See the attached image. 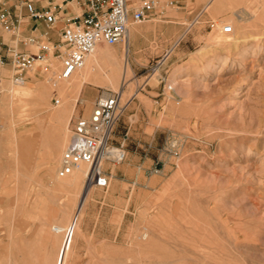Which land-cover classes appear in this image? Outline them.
Here are the masks:
<instances>
[{
  "label": "rangeland",
  "instance_id": "rangeland-1",
  "mask_svg": "<svg viewBox=\"0 0 264 264\" xmlns=\"http://www.w3.org/2000/svg\"><path fill=\"white\" fill-rule=\"evenodd\" d=\"M210 1L160 0L131 26L125 82L109 90L123 94L114 145L126 135L127 154L105 164V189L82 179L67 190L70 177L57 176L72 118L93 105L83 97L103 89L63 97L55 75L20 86L0 68V264H50V249L51 264H264V0ZM218 32L238 43L216 45ZM20 87L29 95L15 96ZM64 100L49 173L45 148L59 128L48 118ZM75 215L69 234L51 230Z\"/></svg>",
  "mask_w": 264,
  "mask_h": 264
},
{
  "label": "built area",
  "instance_id": "built-area-1",
  "mask_svg": "<svg viewBox=\"0 0 264 264\" xmlns=\"http://www.w3.org/2000/svg\"><path fill=\"white\" fill-rule=\"evenodd\" d=\"M158 5L157 0H0V31L9 37L0 42V68L8 69L9 81L16 85L39 72L54 80L55 65L56 78L67 79L99 45L124 43L129 27L148 19ZM222 33L231 35L232 26L225 25ZM120 99L119 91L102 90L87 115L80 112L72 118L57 170L59 178L84 165L87 187L109 186L105 164H120L127 154L126 135L121 144L114 145L123 111ZM55 104L59 99L55 98Z\"/></svg>",
  "mask_w": 264,
  "mask_h": 264
},
{
  "label": "bare ground",
  "instance_id": "bare-ground-1",
  "mask_svg": "<svg viewBox=\"0 0 264 264\" xmlns=\"http://www.w3.org/2000/svg\"><path fill=\"white\" fill-rule=\"evenodd\" d=\"M212 1H214V0H211L210 3H212ZM137 34H138V31L130 26L129 30H128L127 37L124 40V43H122V45L120 46V48H121L120 53H117L116 51L111 50L108 47H106V48H100L99 46L96 47V49L93 51V53L89 57H87V59L85 60L86 62L84 63V65L81 69L76 71L72 76H70L67 79H60V80H62L61 81L62 83L59 84V87L57 88L58 91L62 94L63 97L68 96V95L72 97V96H74V94L80 92L84 85H95L97 88H100L103 90H113L114 85L117 84L119 82V80H121V84H123L125 82L124 81L125 74H126V72H128V68H129L127 66V60H128L129 54H130V47H131L132 41L134 40V38L136 37ZM233 38L234 39L232 40L233 41L232 42L230 38L226 39V38H224V35H222L220 32H218V34L216 35V40L214 41V43L216 45H220V44L221 45L222 44H224V45L228 44L229 45L230 42L233 43L232 45L237 44L238 39L236 37H233ZM225 59L227 60V58H225ZM53 67H54L53 71H54L55 79H56V72L58 71V66L55 65ZM44 83H45V85L47 84V82H44ZM21 85L23 86L24 84H20V86ZM16 87H18V86H16ZM24 89L25 88H22V87L18 88V90H16L14 92L15 96H18L21 98L28 96L30 92L27 90H24ZM45 91H46V89H45ZM40 92L42 93V91H40ZM121 94H122V92H121ZM68 101L64 100L62 102V107L59 108L57 110V112L52 114V116H50V118H48V119H51V122L52 121L56 122V124L53 123L54 124L53 126H55V128H56V125L59 128V130L55 129L56 130L55 132L52 130L53 131L52 137L49 140L48 146L46 145L47 148H45L46 151L44 153V165L46 168L45 169L46 172L48 171L49 173L52 171L54 172L56 163L58 162V159H59L60 150H61V146L63 143V136H62V133L60 132V129H61L60 124L63 123V121H64V117L66 116V115L64 116V114L67 113V111H66L67 108L69 109L68 104H67ZM82 102H84V100H82ZM69 106H70V103H69ZM50 112L52 113V111H50ZM19 171H20V169H19ZM86 171H87L86 166H84V165L80 166V168L78 170H75L71 175L67 176V177H70V179L69 180L67 179V181L63 183L64 187L67 188V190L68 189L72 190L73 187H75L77 184H79L80 180H82V179L84 180ZM20 173L22 174V172H20ZM61 179H63V178H61ZM60 186H62V184ZM87 194H88V190L85 191V193L83 194L81 203L79 204V207H78V211L80 210L82 203H83L84 199L86 198ZM215 203H216V201H215ZM154 220H156V219H154ZM223 221H224L223 223L226 225L227 219L225 217L223 218ZM75 225H76V215L74 218H72V221L68 227L64 228L62 226H55L51 230L53 232H55V234L56 233L58 234L60 232L61 233L66 232V234H69ZM204 233H205V231H204ZM147 237H148L147 233H142V235H141L142 240L147 239ZM238 239H239L238 236H236L234 244H236V241ZM67 243H68V241H66V244L64 243L65 247L67 246ZM200 250H201V248H200ZM208 253H210V252H208ZM62 260H63V256H61V261Z\"/></svg>",
  "mask_w": 264,
  "mask_h": 264
},
{
  "label": "crops",
  "instance_id": "crops-1",
  "mask_svg": "<svg viewBox=\"0 0 264 264\" xmlns=\"http://www.w3.org/2000/svg\"><path fill=\"white\" fill-rule=\"evenodd\" d=\"M158 1V4H159V1L160 0H157ZM156 12V11H155ZM30 24V26L32 25L31 23H29ZM38 28L39 29H43V26L42 25H38ZM27 31V30H26ZM25 31V32H26ZM138 35V34H137ZM103 44L102 45H99V47L100 48H103ZM94 99H95V96L93 95V94H91V93H86V96H84L83 97V100H84V105H85V107L86 108H89L90 106H91V104H93V101H94ZM53 251L50 249V255H49V257H50V264H51V261L53 260Z\"/></svg>",
  "mask_w": 264,
  "mask_h": 264
}]
</instances>
